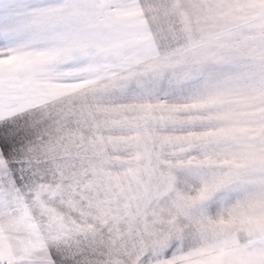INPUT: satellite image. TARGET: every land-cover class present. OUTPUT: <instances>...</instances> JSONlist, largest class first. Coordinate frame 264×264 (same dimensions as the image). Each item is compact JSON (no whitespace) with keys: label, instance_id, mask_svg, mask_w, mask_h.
<instances>
[{"label":"snow or ice","instance_id":"6c2138e0","mask_svg":"<svg viewBox=\"0 0 264 264\" xmlns=\"http://www.w3.org/2000/svg\"><path fill=\"white\" fill-rule=\"evenodd\" d=\"M0 264H264V0H0Z\"/></svg>","mask_w":264,"mask_h":264}]
</instances>
